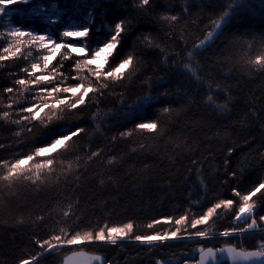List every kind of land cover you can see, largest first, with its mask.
<instances>
[{"label": "snow or ice", "instance_id": "6c2138e0", "mask_svg": "<svg viewBox=\"0 0 264 264\" xmlns=\"http://www.w3.org/2000/svg\"><path fill=\"white\" fill-rule=\"evenodd\" d=\"M154 3L155 0H139L136 9L151 11ZM261 4L264 6V0ZM14 5L23 7L13 10ZM238 7L239 0H234L217 19H212L202 37L194 40L191 48H185L179 62V71L202 90L200 102L204 107L226 119L231 118L235 104L231 87L221 81L229 79L230 74H222L217 79L204 71L198 58L216 45ZM13 11L27 19L38 20L45 27L10 22L0 31V69L9 62L13 65L8 71V85L0 88V122L15 126L17 147L27 149L15 151L12 144L0 142V150L14 152L10 157L0 158V203L6 199L4 193L13 196L21 188L59 187L61 181L65 185V195L57 197L52 210L31 221L45 235L33 233L31 244L35 252L20 256L17 264H42L54 252L71 253L62 257L63 264H81L80 258L85 255L82 248L97 245L101 251L89 255L87 264H115L103 255L104 246L123 248L126 243H136L151 252L174 241H195V255L175 261L154 259L153 264H226L225 257L231 264H264V179L254 181L246 190L235 186L247 165L239 171L229 167L236 152V148L230 146L220 165L225 173L220 179L221 185L233 182L230 195H216L209 200L208 182L219 177L206 172L208 158H199L194 140L171 138L161 121V116L175 119L181 110L171 107L170 101L165 99L169 92L163 87V77L159 78L161 86L157 89L152 77L144 75L146 57L163 53V63L167 66L170 61L175 64V57L182 54L161 47L150 33L136 35L135 17L119 18L109 25L94 28L92 12L87 13L86 21L75 22L62 0H0V18L11 19ZM182 11L187 13L188 7ZM159 20L174 29L179 17L160 15ZM134 35L135 41L129 47ZM166 35L173 38V32ZM222 43L227 48L230 42ZM254 43L259 44V49L253 54ZM243 44L247 50L239 57L242 68L250 75H264V35L258 41H243ZM211 55L216 57L213 63H227L223 59L224 50ZM66 61L68 69H65ZM140 77H144L143 91L129 103L126 86ZM113 95L123 115L119 127L109 137L108 131L112 130L109 121L115 113L111 109L104 111L101 106ZM193 103L196 101H188V104ZM250 111L257 119L261 118L255 107ZM145 134L162 139L169 137L174 147L167 159L174 171L178 172L177 160L181 156L188 157L186 175L182 178L192 180L197 192L189 190L187 206L178 214L152 217L143 223V230L131 218L120 222L106 218L82 224V205L75 195L82 175L93 162L111 167L123 161V156L93 145V138H106L114 145ZM222 135L227 137L229 132L217 129L216 137ZM85 140L86 145L81 143ZM144 147L139 145L141 150ZM261 157L264 161V153ZM111 180L109 176L108 181ZM100 183L103 185L105 180L101 179ZM221 219L230 223L218 231ZM18 222L25 221L21 218ZM245 236H259V239L247 246L243 243ZM220 238L224 239L220 246L206 243Z\"/></svg>", "mask_w": 264, "mask_h": 264}, {"label": "trees", "instance_id": "16d2710c", "mask_svg": "<svg viewBox=\"0 0 264 264\" xmlns=\"http://www.w3.org/2000/svg\"><path fill=\"white\" fill-rule=\"evenodd\" d=\"M233 2L234 0H155L151 11H141L136 9L139 0H75V8L74 0H62L68 15L75 17V22L86 21L88 12H92L94 28L109 25L119 18L135 17L133 24L136 27V35L150 33L161 47L169 52L182 54L175 57V64L170 61L167 66L163 63V53L147 56L144 75L152 77L153 86L157 89L161 86L159 78L163 77V87L169 92L165 99L170 101L171 107L181 110L175 119L161 116L169 136L194 140L199 158L202 160L208 158L205 161L206 172L219 177L208 182L209 200L216 195H230L229 188L233 182L230 180L228 185L220 183L225 174L220 165L230 146H234L236 152L229 167L239 171L242 166L247 165L235 186L246 190L252 187L254 181L264 179V161L261 157L264 153V75L248 74L239 60L242 52L247 50L243 41H258L264 35V6L261 0H239L240 7L236 9V14L224 28L223 35L216 41V45L209 53L198 58L204 71L209 75L220 79L222 74H230L229 79L221 81L226 82L232 89L235 107L232 109L230 119L222 118L211 109L205 108L200 102L202 90L179 71V62L183 58L185 48H191L193 41L202 37L208 29L211 20L217 19ZM185 6L188 7L187 13L182 11ZM17 7L23 6L14 5L12 9L15 10ZM160 15H177L179 20L175 28L169 29L163 24L159 20ZM5 21L7 23L0 24V31H4L10 22L13 25L23 23L25 26L45 27L40 21L27 19L16 11H13L11 19L2 18L1 22ZM168 32H173V38L167 37ZM225 40L230 42L227 48H224L222 43ZM134 41L135 35L130 38L129 47ZM258 49L259 44L254 43L252 53ZM221 50L226 52L223 59L227 60V63H213L216 57L211 53H218ZM35 55L33 52V56ZM12 66V62H9L0 69V88L8 85V71ZM68 66L69 62L66 61L65 69H68ZM143 79L144 77L134 79L126 86L125 95L129 103L143 91L141 87ZM189 100H195L196 103L188 104ZM101 107L104 111L111 109L115 113L114 118L109 121L112 125V130L108 131L110 137L119 127L118 122L122 120L123 114L115 95L106 98ZM253 107L261 113L260 119L251 114L250 109ZM217 129H226L229 135L217 138ZM15 130V126L0 122V142L12 144L15 151H26L23 146L17 147ZM81 143L86 145V140ZM92 143L104 147L106 152H115L117 156H123V161L111 167L93 162L82 175L78 182L79 189L75 191L82 205V224H91L98 219L106 218L111 222L131 218L136 220L140 230H143V223L152 217L178 214L187 206L186 197L189 190L194 193L198 190L192 180L185 181L182 178L186 175L185 168L189 164L187 156H181L177 160L178 172L168 163L167 157L171 155L174 147L169 137L162 139L147 134L137 135L131 141H119L114 145H110L106 138L94 137ZM140 144L145 145L142 150L139 149ZM134 148L137 151L133 152ZM12 155L14 152L0 150V158ZM109 176L112 177L111 182L108 181ZM101 179L105 180L103 185L100 183ZM3 195L6 199L0 203V264H17L20 256L35 252L31 244L33 233L45 235L31 221L36 216L47 215L52 210L57 197L65 195V185L61 181L59 187L49 185L44 188H21L13 196H8L7 193ZM21 218L25 221L23 224L18 222ZM229 223L230 221L221 219L217 224V230H222V227L228 226ZM258 239L259 236H245L243 243L250 246ZM206 243L220 246L224 239ZM195 249L196 242L187 241L170 242L167 246L151 252L138 244L130 243H126L123 248L104 246L102 252L109 260L115 261V264H153L154 259L161 258L173 261L189 259L195 255ZM84 250L96 254L101 248L97 245L95 248L85 247ZM66 253H54L44 259L42 264H61Z\"/></svg>", "mask_w": 264, "mask_h": 264}, {"label": "water", "instance_id": "95a60500", "mask_svg": "<svg viewBox=\"0 0 264 264\" xmlns=\"http://www.w3.org/2000/svg\"><path fill=\"white\" fill-rule=\"evenodd\" d=\"M226 263L231 264V261L227 260V257H225ZM81 264H87L88 261V256H83L80 258Z\"/></svg>", "mask_w": 264, "mask_h": 264}, {"label": "rangeland", "instance_id": "374dc122", "mask_svg": "<svg viewBox=\"0 0 264 264\" xmlns=\"http://www.w3.org/2000/svg\"><path fill=\"white\" fill-rule=\"evenodd\" d=\"M7 18H8V17H6V19H7ZM1 21H2V18H0V24H1V25L7 23L6 21H5V22H1ZM234 241H235V240H234ZM234 241H233V242H234ZM174 242H181V241H174ZM186 242H187V241H186ZM135 244H136V243H135ZM73 250H76V249H73ZM82 250H83V249H82ZM83 252L86 253L85 250H83ZM54 253H58V252H54ZM70 254H71V253H70ZM86 254H87V253H86ZM64 257H65V256H64ZM189 257H191V256H189ZM191 258H192V257H191Z\"/></svg>", "mask_w": 264, "mask_h": 264}, {"label": "bare ground", "instance_id": "6f19581e", "mask_svg": "<svg viewBox=\"0 0 264 264\" xmlns=\"http://www.w3.org/2000/svg\"><path fill=\"white\" fill-rule=\"evenodd\" d=\"M130 244H134V245H137V244H135V243H130ZM85 248V247H84Z\"/></svg>", "mask_w": 264, "mask_h": 264}]
</instances>
